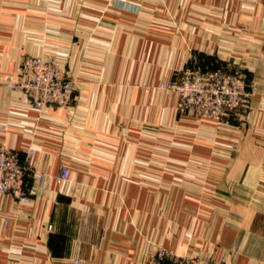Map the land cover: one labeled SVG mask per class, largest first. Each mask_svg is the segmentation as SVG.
<instances>
[{
    "label": "crops",
    "instance_id": "0c3cea01",
    "mask_svg": "<svg viewBox=\"0 0 264 264\" xmlns=\"http://www.w3.org/2000/svg\"><path fill=\"white\" fill-rule=\"evenodd\" d=\"M139 1L153 18L106 15L117 29L103 41L101 83L94 98L80 87L67 109L35 110L6 86L25 52L0 32V146L32 174L24 194L35 189L27 202L0 193V264H148L159 248L209 264H264V0ZM84 22L92 43L94 19ZM138 23L156 28L124 31ZM46 40L52 47L38 54L65 57L58 39ZM80 46L68 54L73 76ZM192 54L201 70L245 76L243 112L215 123L176 114L172 92L159 96L155 85L193 65ZM62 167L69 177L58 183Z\"/></svg>",
    "mask_w": 264,
    "mask_h": 264
},
{
    "label": "built area",
    "instance_id": "2783aa9c",
    "mask_svg": "<svg viewBox=\"0 0 264 264\" xmlns=\"http://www.w3.org/2000/svg\"><path fill=\"white\" fill-rule=\"evenodd\" d=\"M3 82L9 89L21 91L35 110L44 107L67 109L73 101V83L64 78L55 62L43 58H22L17 72L6 75ZM160 88L175 94L179 114H190L197 119L215 123H220L228 115L243 112L249 102L247 81L239 71L185 69L177 80L168 81ZM31 155L32 151L27 150L26 156ZM25 175L26 168L21 165L18 152L0 146V193L10 194L27 202V195L34 194L35 189L31 188L27 195L24 194ZM68 177L69 170L62 167L56 181L62 183ZM42 179L43 175L39 174L37 182L41 183ZM148 264L208 262L200 257L158 249Z\"/></svg>",
    "mask_w": 264,
    "mask_h": 264
},
{
    "label": "rangeland",
    "instance_id": "374dc122",
    "mask_svg": "<svg viewBox=\"0 0 264 264\" xmlns=\"http://www.w3.org/2000/svg\"><path fill=\"white\" fill-rule=\"evenodd\" d=\"M75 3L76 7L74 8ZM90 4H93L94 6L91 8H86ZM141 7L142 5L139 0H94V2H91V0H0V32H4L7 34L13 33L14 43L17 44L19 50H23V52H25L24 54H22L21 59L24 57H39L48 61L55 62L60 68L64 78L73 83L74 99L79 97L80 87L90 88L89 98H94V86L98 85V83H101L102 80V74L100 75L99 72H102L103 66L102 64L99 65V63L102 61V56L106 54L105 51H107V47L105 46L107 44H105V42L103 41H108L105 39V37H107L108 34L112 31L116 32L117 29V26L114 25V23L111 22L110 18H108L107 16H111L117 13L114 11L124 10L130 12L131 16L135 17L136 15L141 14ZM79 15L82 17H80ZM142 15L153 18L152 13L149 14L145 11L142 12ZM78 18V24L81 21H86V19H94L93 38H95L96 40H92V43L87 40L88 37L84 36L86 35L84 34V32H87L84 30L86 28V22L79 26L78 24L74 25V19ZM144 18L146 17H143V19ZM123 26L124 31L131 34H149L151 33L150 30L156 28L153 25H144L141 23ZM173 28L174 30L179 29V27ZM87 33L91 35L90 32ZM24 36L26 43H22L21 41V37ZM47 37L49 39H58V41L63 44L64 48L62 49L63 51L65 50V54H63L65 57L56 55V57L44 58L43 56L38 54V51L41 49L42 45H44L47 49L52 47L53 43L51 42V40H46ZM72 38H74V41L71 40ZM68 39H70V42L68 41ZM76 46H80L77 53V69L81 68L82 70L78 71L76 69V73H74L73 76L72 70L69 67L67 68V66L69 65L71 59L69 55L70 53H72L74 47ZM92 46L94 51L90 52L93 53L95 61L92 64L94 65V67L92 65V67H89L86 66L88 63L84 58L87 56V54H90L89 47ZM42 49H44V47H42ZM192 59L195 61L194 64L192 65L188 62L184 66V68L176 74V78H173L170 81L177 80L185 71V69L188 70L194 68L195 70L198 67L201 68L199 65H197L199 60L198 56L192 54L191 60ZM102 62H104V59ZM87 70L94 71V74H89ZM223 71L232 72L238 70H234L233 68H224ZM167 82L168 81H161L154 87L160 93V97L162 96L163 92L171 93V91L163 90L160 88ZM176 114H179L177 110ZM174 124L175 122L173 123V125ZM173 125H164L162 127L160 126V128L162 131H169L168 129H172ZM141 128L143 130H149L150 125L142 123ZM171 133L172 132H170L169 135ZM163 135L164 136H162V138L166 139L165 141L167 144V142L172 138L167 136L166 134ZM144 139H147L146 141H150L149 137H144ZM161 144L162 143L160 142V145ZM128 164L130 165L131 161ZM115 172L116 174L121 175V177L123 178L131 177V174H138L135 170L124 171L117 169L115 170ZM29 175L32 174L28 173V170H26V177L28 178ZM188 256L198 257L197 255Z\"/></svg>",
    "mask_w": 264,
    "mask_h": 264
},
{
    "label": "trees",
    "instance_id": "16d2710c",
    "mask_svg": "<svg viewBox=\"0 0 264 264\" xmlns=\"http://www.w3.org/2000/svg\"><path fill=\"white\" fill-rule=\"evenodd\" d=\"M26 178H27V177H26V175H25V181H26Z\"/></svg>",
    "mask_w": 264,
    "mask_h": 264
}]
</instances>
